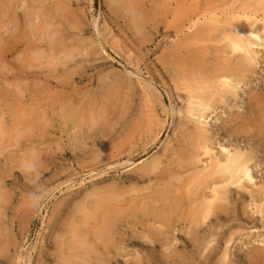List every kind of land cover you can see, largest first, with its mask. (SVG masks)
I'll list each match as a JSON object with an SVG mask.
<instances>
[{"label":"rangeland","instance_id":"obj_1","mask_svg":"<svg viewBox=\"0 0 264 264\" xmlns=\"http://www.w3.org/2000/svg\"><path fill=\"white\" fill-rule=\"evenodd\" d=\"M246 1L0 0V264L69 258L75 225L89 239L79 224L95 200V216L121 210L115 250L102 251V264H218L224 250L232 264H249L250 250L264 256V129L247 123L248 100L264 83V42L252 48L250 72L233 96L216 89L225 67L218 50ZM191 95L214 107L204 113L211 153L242 152L253 180L230 188L218 218L209 217L194 241L177 226L167 242L151 245L141 237L152 239V222L140 216L161 183L185 198L181 223L200 203L192 190L207 156L182 171L178 161L191 136L184 114ZM234 116L245 123L222 130ZM150 163L159 177L140 179Z\"/></svg>","mask_w":264,"mask_h":264},{"label":"bare ground","instance_id":"obj_2","mask_svg":"<svg viewBox=\"0 0 264 264\" xmlns=\"http://www.w3.org/2000/svg\"><path fill=\"white\" fill-rule=\"evenodd\" d=\"M246 2H244L243 5H240V8H238L237 10L235 9V11H237L236 13H234L235 18L232 21L233 23L231 22V24L229 25L232 28V30L231 28H228V30L225 31L226 47L225 48L223 47V49L221 50L216 49L218 50V53L221 54V56L225 55L223 60V64L225 63L224 64L225 67L222 65L223 67H220L218 71L219 79L217 81L216 89H218V92L219 91L224 93L226 92L228 96H233L232 95L233 91L236 89L237 86H239V84L244 83L245 78L247 77V73L249 74L250 65H251V63L249 64V60H252L253 57L251 55L255 54V51L252 48L255 47V45L256 46L260 45L259 43H257V41H260L261 43L264 42V0H253V2L252 1L248 3ZM259 12L261 13V15L259 14ZM230 59H237V60H235V62L232 63ZM206 78H207V74H206ZM262 84L263 86L261 88V91L259 92L260 94L250 97L247 104L248 111L251 114H253V116L247 118V123L250 124L252 127H255L256 129L258 128L264 129V124H263L264 123V83ZM195 87L197 86L195 85L187 86V90L191 92H193L192 90H196V89L198 90V88ZM186 105L187 106L185 108L184 114L187 115L188 120H186L185 126H187V124L190 123L192 124L190 126L191 136L187 139V141L188 140L189 141L187 143H184V145H182V149L179 148L181 149V151L178 152V155L180 157L179 160L178 159L177 160L180 163H182V165L178 163L180 171H182L185 170V167L190 168V166L193 164L194 159L200 156H207V158L204 160L205 164L203 165L199 173H196V175H198L197 179H200L198 183H195L198 184V186L194 188V190H192V193H194V195H197L195 193H198L197 198H200V203L197 202L199 203V206L197 208H191L189 210L188 212L189 215L188 218L186 219V221H188L187 225L184 222L181 223L180 221L181 219H177V218L180 211L182 212L183 207L186 205L185 198L179 197L178 194L176 193L180 191L177 185L170 186L169 182L165 184L161 183V185L163 186L162 190L159 191L156 190L157 192L154 191L153 194L154 196H156V198L152 200L151 199L146 200V202L143 203L146 205L149 203V206L147 212L144 211L146 213H143L142 211L143 215L140 216V219L144 223H146L147 221L152 222L151 226L153 228L152 231L154 232L152 239L144 235L141 237V239L145 240V242H149L151 245H155L156 242L160 243L161 241L160 238H164L165 241L167 242L168 235H166V233L169 232L170 234V232L174 231L175 227L177 226H179V229H177L176 232L182 234L183 236L185 235L186 237H190L188 239L190 241L193 238L192 236L194 234L196 235V233H198L199 230L203 228L204 224L207 223L209 217L218 218L217 212L218 210H222L221 209L222 206H226L228 201V194L230 193L231 187H236L239 190L244 189L243 184L247 183L248 185V183H251L253 180V176L251 175L249 168L250 160L242 152L231 151L225 147H222L220 151L211 153V149L207 146L206 143L208 141L207 140L208 137L206 136L207 131L205 130L206 128L204 123L207 116H205L204 113H206L205 111L212 109L213 107L212 104H210L207 99H203V100L200 99L199 95H195V96L191 95L189 96V101ZM237 119H238L237 116L230 117V119H228L223 124L222 130L224 131L231 130L232 128L229 125L232 123L234 124V128L236 127L237 129H240L239 123H245V122H243L242 120L239 122L237 121ZM185 137L187 138V136ZM201 160H199V162L202 163ZM146 168H145L146 170H144L145 176L140 177V179H147L148 181H150L152 178L155 179L159 177L160 171H159L158 163L155 164L150 163L146 166ZM165 170L167 171V169ZM180 171H178L177 169V171L174 174H168L167 176L169 180H174L176 175H178ZM167 172L169 173V171ZM177 180L179 181V178ZM192 185L194 186V184ZM253 186H255L254 183ZM204 190L205 191L208 190L209 193L205 192ZM187 192L190 193L191 190ZM259 194L261 196V193ZM187 195L190 196V194ZM144 196H146V194ZM250 199H251L250 201H252V203L255 204V200L260 198L252 195L250 196ZM99 201L97 200L92 201L91 204L86 203L87 205H89V207H93L92 208L93 212L84 213L83 216L81 217L82 221L79 224V228L80 229L82 228L83 231H85L89 235L88 236L89 239L81 236L80 233H82V231L78 230L77 225H75L76 226V230H75L76 233L74 234L75 241L73 243L74 246H70L71 247V252L69 253L70 257L61 258L60 256L61 260L59 264H84L90 259L95 260L96 264H102L101 262L102 251L110 249V246L113 250H115V246H113L114 245L113 243L115 242L118 223L120 222L121 219V214H120L121 210L120 212H117L113 209H110L109 207H105L102 209V213L99 216H98L99 213H97V215L95 216L94 210L96 212H99V209L101 208V203ZM220 203L222 204V206ZM254 206H255L254 212L257 213L259 211V207L256 205ZM86 211L90 212L88 210ZM139 211L141 210L139 209ZM76 218L77 217H75V219ZM182 235L180 236L183 237ZM210 236L211 235H209L208 237ZM186 237L185 239H187ZM230 239L231 237H229V239L225 241L227 245L229 244V242H231ZM72 240L73 239L71 238V241ZM258 251L250 250L247 252V259L249 264H256L255 262L262 260L264 256L260 254V252ZM115 252L112 255L113 261L115 260V256H117ZM217 263L232 264L229 259L227 250H224L221 253L220 257L217 259Z\"/></svg>","mask_w":264,"mask_h":264}]
</instances>
